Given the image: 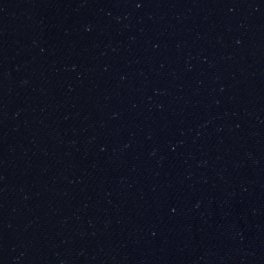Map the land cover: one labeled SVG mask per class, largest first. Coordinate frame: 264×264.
Wrapping results in <instances>:
<instances>
[{
	"label": "water",
	"instance_id": "obj_1",
	"mask_svg": "<svg viewBox=\"0 0 264 264\" xmlns=\"http://www.w3.org/2000/svg\"><path fill=\"white\" fill-rule=\"evenodd\" d=\"M0 264H264V0H0Z\"/></svg>",
	"mask_w": 264,
	"mask_h": 264
}]
</instances>
